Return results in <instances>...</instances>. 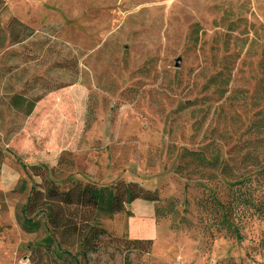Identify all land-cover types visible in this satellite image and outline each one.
I'll return each instance as SVG.
<instances>
[{"label": "rangeland", "instance_id": "obj_1", "mask_svg": "<svg viewBox=\"0 0 264 264\" xmlns=\"http://www.w3.org/2000/svg\"><path fill=\"white\" fill-rule=\"evenodd\" d=\"M0 264H264V0H0Z\"/></svg>", "mask_w": 264, "mask_h": 264}, {"label": "trees", "instance_id": "obj_2", "mask_svg": "<svg viewBox=\"0 0 264 264\" xmlns=\"http://www.w3.org/2000/svg\"><path fill=\"white\" fill-rule=\"evenodd\" d=\"M19 24V21H17V19H13L11 21V32H12V37L14 40H18L17 38H19V31L18 29H16V25ZM104 192V191H103ZM111 208V205H110V201H109V198L107 197L106 194L102 193L99 197V203H98V210L99 212H102V211H105V210H108ZM23 226L28 229V230H32V228H34L33 226L34 225V222L32 221H29V220H25L23 221ZM92 230H94L95 232H101L103 231L104 229L100 228V227H97V226H93L92 227ZM96 236H99V233H95Z\"/></svg>", "mask_w": 264, "mask_h": 264}, {"label": "water", "instance_id": "obj_3", "mask_svg": "<svg viewBox=\"0 0 264 264\" xmlns=\"http://www.w3.org/2000/svg\"><path fill=\"white\" fill-rule=\"evenodd\" d=\"M177 66H179L180 65V59H178V61H177V64H176Z\"/></svg>", "mask_w": 264, "mask_h": 264}]
</instances>
